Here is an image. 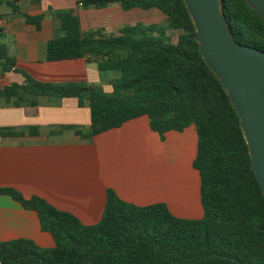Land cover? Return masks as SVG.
Segmentation results:
<instances>
[{"label": "trees", "instance_id": "1", "mask_svg": "<svg viewBox=\"0 0 264 264\" xmlns=\"http://www.w3.org/2000/svg\"><path fill=\"white\" fill-rule=\"evenodd\" d=\"M37 4L39 0H30ZM18 2L0 0L11 10L4 18H21L37 30L47 14L21 12ZM113 5L124 11L156 9L167 25L141 23L117 35L85 33L74 9L50 11L60 22L59 34L48 41V67H67V79L54 81L20 64L4 41L0 27V100L34 108L40 97L76 98L90 107L88 129L71 130L76 138L94 137L147 117L160 136L194 126L197 154L194 168L201 177V220L175 217L164 204L147 207L107 193L102 220L83 225L39 197L24 198L0 188L23 209L34 212L40 229L55 247L40 248L27 239L0 243V264H264V195L251 167L240 118L218 77L199 55L196 29L184 0H77V9L100 10ZM222 10L235 40L264 52V21L245 0H222ZM96 63L101 73H114L113 94L87 82L77 65ZM0 129L1 138L38 136Z\"/></svg>", "mask_w": 264, "mask_h": 264}, {"label": "crops", "instance_id": "2", "mask_svg": "<svg viewBox=\"0 0 264 264\" xmlns=\"http://www.w3.org/2000/svg\"><path fill=\"white\" fill-rule=\"evenodd\" d=\"M14 1L23 13H45L47 17L38 30L21 18L1 19L4 41L20 64L43 77L49 74L54 81H65L67 68L41 64L46 60L48 41L60 30L59 20L50 11L76 10L85 33L117 35L122 28L135 24L128 21L129 17L125 19L124 10L118 5L86 10L111 16L108 24L87 25L82 21L81 9L76 7L77 0H39L37 4L30 0ZM10 14V9L0 6V15ZM77 67L89 84V74L105 83L116 78L114 73H101L96 63ZM90 124L88 103L76 98L40 97L34 108L0 100V129L37 128L39 133L36 137L0 140V188L14 189L24 198L39 197L56 209L73 214L86 226L102 220L109 190L136 206L164 204L177 218H203L201 177L194 168L198 145L194 126L160 136L151 129L149 119L141 117L90 142L76 138L71 130L50 135L61 127L88 129ZM16 239H27L46 249L56 245L53 237L40 229L34 212L0 195V243Z\"/></svg>", "mask_w": 264, "mask_h": 264}, {"label": "water", "instance_id": "3", "mask_svg": "<svg viewBox=\"0 0 264 264\" xmlns=\"http://www.w3.org/2000/svg\"><path fill=\"white\" fill-rule=\"evenodd\" d=\"M264 21V0H245ZM196 29L199 55L218 77L239 118L251 167L264 195V52L239 44L222 0H184Z\"/></svg>", "mask_w": 264, "mask_h": 264}, {"label": "rangeland", "instance_id": "4", "mask_svg": "<svg viewBox=\"0 0 264 264\" xmlns=\"http://www.w3.org/2000/svg\"><path fill=\"white\" fill-rule=\"evenodd\" d=\"M80 12H81L82 21L87 23V25H89V23L93 25L102 24V23L108 24V20L111 19V16L104 15L102 11H86V10L84 11L83 9H81ZM123 14H124L123 16L125 17V19H128L129 17L128 21L134 22L135 24L141 23L144 25H160L162 27H165L167 25L166 17L160 11L156 9L149 10V11L134 9V11L132 12L123 11ZM64 66L67 67L68 65H64ZM45 76L48 79H51V80L54 79L51 75L49 76V74ZM88 77H89V81L91 82L92 86L97 87L105 94H109V95L113 94L114 88H113L112 82H107V83L102 82V81L99 82L96 80L95 76L92 74H89ZM93 79H95L96 82Z\"/></svg>", "mask_w": 264, "mask_h": 264}, {"label": "built area", "instance_id": "5", "mask_svg": "<svg viewBox=\"0 0 264 264\" xmlns=\"http://www.w3.org/2000/svg\"><path fill=\"white\" fill-rule=\"evenodd\" d=\"M2 138H1V136H0V140H1Z\"/></svg>", "mask_w": 264, "mask_h": 264}]
</instances>
